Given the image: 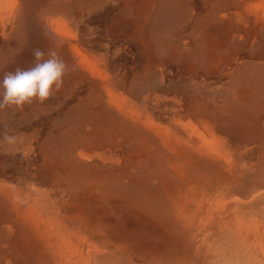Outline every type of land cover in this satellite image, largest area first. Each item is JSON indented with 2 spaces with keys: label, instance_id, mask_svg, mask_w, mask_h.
I'll return each instance as SVG.
<instances>
[{
  "label": "bare ground",
  "instance_id": "1",
  "mask_svg": "<svg viewBox=\"0 0 264 264\" xmlns=\"http://www.w3.org/2000/svg\"><path fill=\"white\" fill-rule=\"evenodd\" d=\"M184 1L161 0L142 43L153 41L167 63L180 62L201 87L183 84L171 99L160 88L142 102L131 91L130 99L121 100L107 79L96 81V71L82 67V84L91 77L104 86L108 100L92 107L90 97L75 102L66 96L64 111L56 116L38 113L33 107L40 106L38 101L6 112L0 132L10 126L12 134L24 130L28 135L11 137L12 152L0 145V225L9 245L0 246V264H264V47L259 57L244 59L239 44L264 32V0H199L191 25L204 40L183 58L173 49L172 35L187 18ZM203 4L207 11L200 13ZM20 5V0H0L2 40ZM229 5L240 26L226 13L220 26L200 24L199 17L219 9L222 14ZM62 11L67 15L68 7ZM235 35L238 42L232 40ZM229 45V52H217ZM229 64L230 84L237 86L228 90L231 101L219 104V97L207 92L208 82ZM136 82L137 88L146 85L142 92L149 91L144 79ZM38 116L52 118L51 126L34 124ZM23 119L29 123L25 128ZM253 141L259 145L252 146ZM126 143L129 158L117 170L123 175L135 166L142 173L122 183L92 171V165L103 168L124 159ZM31 188L34 194H22ZM109 196L127 199L128 217L118 220L106 213L102 201Z\"/></svg>",
  "mask_w": 264,
  "mask_h": 264
},
{
  "label": "rangeland",
  "instance_id": "2",
  "mask_svg": "<svg viewBox=\"0 0 264 264\" xmlns=\"http://www.w3.org/2000/svg\"><path fill=\"white\" fill-rule=\"evenodd\" d=\"M160 1L161 0H20L21 5L14 26H12V29L6 36L4 35L3 40L2 38H0V81H2L5 72L14 71L17 67L22 69L32 67L35 63L33 50L39 48L45 51V53H47L49 50H55L59 54V56L66 62L69 69L68 74L65 77L63 87L59 90V92H61L60 95L55 96L54 94L44 103L37 102V104L39 103L40 106H37L36 103H34V105L36 106L33 107L36 108V111L38 113H41V115L44 113H53L55 114L53 116H56V113L60 114L62 111H64L63 106L65 104V100H67L66 96L73 98L75 102H80L81 97H90L89 101L91 104H93L92 107H95L101 102L106 101V99L108 98V94L101 83V86H99L97 84L98 82L95 83L94 79H92L91 77H87L89 78L86 81L88 85L86 86L84 83L82 84V80L84 79L81 71L82 67L87 72L96 71V81L107 79L109 85L112 87V89H114V95L117 94L121 100L130 99L131 91L133 92L132 97L134 99L137 98L138 100H140V102H142V100H144L142 98L148 99L149 96H152L154 94V92H159L160 88H164L163 90H166L165 97L171 99L176 96L175 89H179V87L183 84H186L188 87L193 89L196 87H201V84L198 83L199 81L193 78L194 75L188 72L186 67H182L179 65L180 62H176L177 65H175L176 63H173L171 61L167 63L165 61V58H162V52L153 41V45L143 46L142 35L144 31L149 29L148 26L150 24V19L155 13V10L157 9ZM196 4H199V0L184 1V8L187 18L177 25V27L175 28L176 31H174L173 29V49L177 54H183V58L189 55L187 53H190L189 51L191 50V47L194 43L202 42L204 40L198 29L191 25L193 16L199 12V8L198 6H196ZM210 5L212 4L210 3ZM229 6L231 7V9L225 11L222 14L216 13L222 12V9H219L215 12H207L204 17H199L200 24L207 23L220 26L222 24L221 21H224L222 16L227 14V20L230 23L235 24V27L240 26L242 20L234 16L233 11L235 7L231 5ZM67 7L68 14L66 15L62 10ZM120 8H122V10ZM202 8L203 9L200 11V13H205L204 10L206 9L207 11L206 5L203 4ZM58 21L59 25L57 26ZM57 28H60L59 31H61L62 34L57 32ZM239 35H235L234 39L232 40L238 42ZM60 36L62 37L60 38ZM197 36H199L200 39ZM261 37L264 38V32H262L260 38L250 40V43H248L247 45H245L244 43L242 44V42L239 41V44L241 46L240 57L244 59L246 56L259 57L260 48L264 47V39H262ZM74 39L77 41H75ZM132 41L134 42V44ZM230 43L232 44V41ZM68 44H71V46H68ZM62 45H64L63 48L65 50L66 56H64V54L62 53L63 50L60 49V46ZM58 46L59 48H57ZM187 46L188 48H186ZM231 46L232 45L225 46V48L219 49L217 52H219L220 54L225 53L227 50L229 52ZM96 53H98V55ZM45 58H47V56ZM126 62L128 65L126 64ZM162 63H164V66L162 65ZM198 69L199 67L197 68V70ZM231 69L232 67L230 64L224 66L221 73L218 75H212L210 81L208 82L210 87H208L207 92L213 93L216 97H219V104L226 102L227 98H229L231 101L232 94L228 90L237 86L235 82L233 84H230L229 74H231ZM181 72H183L182 75L180 74ZM99 73L101 74V76L99 75ZM136 78L144 79L147 84H150L149 91L145 90L142 92L141 88H146V85L144 86L143 84H141L140 86H138L139 88H137L139 82H136ZM218 80H220L221 83L218 82ZM136 88L138 90H136ZM88 89L90 90L89 92ZM0 91H2V89H0ZM11 108L12 106L0 108V124H2V122L7 119L6 112ZM136 108L138 109L137 106ZM42 111L44 112L42 113ZM45 118L46 117H42L39 119L38 116V118L33 123H38V126L41 128L42 126H45V123L51 126V122L49 121L52 118L49 120ZM22 123L24 125V128L25 124H29L28 122H25V119H23ZM263 125L264 124H262V126ZM12 131H14L13 128L7 126L4 132H0V136H2V144L0 145L2 146L1 149L4 152L14 151V149L9 146L11 137L28 135L27 131L24 130L22 132H16L15 135L12 134ZM27 141L31 144V141H29L28 139ZM252 143V146L259 145L257 141H253ZM129 145L130 143H126L124 145L127 153L124 159L122 157H118L115 159L116 161L113 160L104 164L102 166L103 168L100 167L101 169L98 167V165H92V171L96 175L102 174L106 179L109 180L111 178V180L119 181L121 178L122 183H128L131 178H135L136 176H138V173H142L141 167L130 166L126 169L123 175L120 171L117 170L119 167L118 164H124V162H126L129 158ZM26 147L28 149L31 148L29 145H26ZM260 147L264 152V142L261 143ZM65 150L68 149L65 148ZM112 164H116L118 166ZM109 166L112 168H110ZM139 178L140 177L136 179V184ZM39 191L43 192L45 191V189L40 188ZM32 192L33 188L25 189L24 191H22V194H34ZM94 192L97 197L101 194V190L99 188L94 189ZM23 195H21V197H23ZM108 198V200L102 201V205H104L105 211L108 215L114 218L117 217L115 219L118 220H124V217H128L130 207L127 204L128 201L126 198L123 200L118 198V200L113 198L111 199L110 196ZM112 201H114V203H112ZM124 203H126V205ZM155 203L158 206V203ZM6 235L7 231L5 230V227L0 225V246L5 244L2 247H9V245H7L3 239ZM203 237H199L197 240L200 241L201 239H203Z\"/></svg>",
  "mask_w": 264,
  "mask_h": 264
},
{
  "label": "clouds",
  "instance_id": "3",
  "mask_svg": "<svg viewBox=\"0 0 264 264\" xmlns=\"http://www.w3.org/2000/svg\"><path fill=\"white\" fill-rule=\"evenodd\" d=\"M33 57L32 67H17L4 73L0 81V108L23 107L34 101L44 103L63 87L69 69L59 54L55 50L45 53L36 48Z\"/></svg>",
  "mask_w": 264,
  "mask_h": 264
}]
</instances>
